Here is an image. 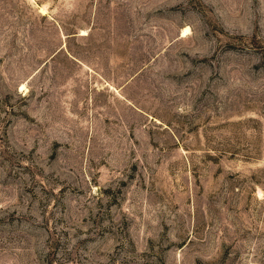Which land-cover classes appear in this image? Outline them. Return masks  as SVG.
<instances>
[{
    "label": "rangeland",
    "instance_id": "rangeland-1",
    "mask_svg": "<svg viewBox=\"0 0 264 264\" xmlns=\"http://www.w3.org/2000/svg\"><path fill=\"white\" fill-rule=\"evenodd\" d=\"M0 264H264V0H0Z\"/></svg>",
    "mask_w": 264,
    "mask_h": 264
},
{
    "label": "bare ground",
    "instance_id": "bare-ground-1",
    "mask_svg": "<svg viewBox=\"0 0 264 264\" xmlns=\"http://www.w3.org/2000/svg\"><path fill=\"white\" fill-rule=\"evenodd\" d=\"M183 32H184V34H185V33H187V30H184Z\"/></svg>",
    "mask_w": 264,
    "mask_h": 264
}]
</instances>
